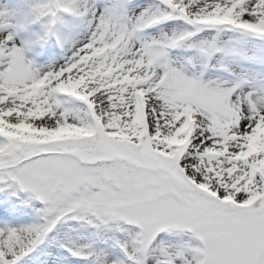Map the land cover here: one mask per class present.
Masks as SVG:
<instances>
[{"label":"snow or ice","instance_id":"6c2138e0","mask_svg":"<svg viewBox=\"0 0 264 264\" xmlns=\"http://www.w3.org/2000/svg\"><path fill=\"white\" fill-rule=\"evenodd\" d=\"M0 264H264V0H0Z\"/></svg>","mask_w":264,"mask_h":264}]
</instances>
